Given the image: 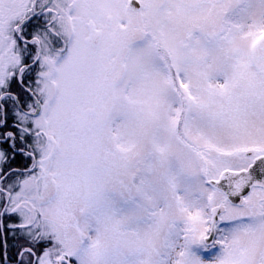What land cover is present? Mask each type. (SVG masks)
Masks as SVG:
<instances>
[{"label":"snow or ice","instance_id":"obj_1","mask_svg":"<svg viewBox=\"0 0 264 264\" xmlns=\"http://www.w3.org/2000/svg\"><path fill=\"white\" fill-rule=\"evenodd\" d=\"M11 216L35 264H264V0H0Z\"/></svg>","mask_w":264,"mask_h":264},{"label":"trees","instance_id":"obj_2","mask_svg":"<svg viewBox=\"0 0 264 264\" xmlns=\"http://www.w3.org/2000/svg\"><path fill=\"white\" fill-rule=\"evenodd\" d=\"M28 163L29 161H27L24 157L17 156L13 161L12 166L14 168H24L26 165H28ZM2 219L3 229L0 230V264H8V262H13V264H24L22 260H18L17 256L19 251L18 237L16 236L17 234L10 237L8 234V229L6 228V219L4 217Z\"/></svg>","mask_w":264,"mask_h":264},{"label":"rangeland","instance_id":"obj_3","mask_svg":"<svg viewBox=\"0 0 264 264\" xmlns=\"http://www.w3.org/2000/svg\"><path fill=\"white\" fill-rule=\"evenodd\" d=\"M30 164V162L28 163ZM22 169V167H21ZM3 217H0L1 221H2V227H3ZM6 219V228L8 229V234L10 237L15 236V234H17L16 236L18 237V247H19V251L17 253L18 256V260H22L24 264H29V261H32V264H35V261L33 263V258L34 257H29L27 255V253H25L24 257H21L19 255V253L26 249V248H33L34 251H37V253L39 254L43 248L42 245H40L39 243L32 241L31 238L27 235L26 232H24L23 230L19 229V228H13V225H18L20 223V219L17 216H11V217H4ZM1 227L0 230H2L3 228ZM7 262V261H6ZM8 264H13V262H8Z\"/></svg>","mask_w":264,"mask_h":264},{"label":"water","instance_id":"obj_4","mask_svg":"<svg viewBox=\"0 0 264 264\" xmlns=\"http://www.w3.org/2000/svg\"><path fill=\"white\" fill-rule=\"evenodd\" d=\"M1 227H2V221L0 219V229H1ZM34 261H35V258H33V263H34Z\"/></svg>","mask_w":264,"mask_h":264}]
</instances>
